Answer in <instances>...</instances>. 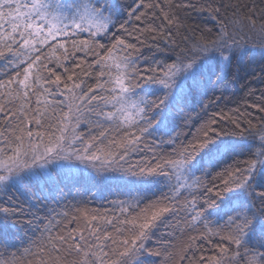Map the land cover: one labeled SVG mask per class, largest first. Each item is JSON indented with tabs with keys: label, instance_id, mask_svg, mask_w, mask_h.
Segmentation results:
<instances>
[{
	"label": "snow or ice",
	"instance_id": "6c2138e0",
	"mask_svg": "<svg viewBox=\"0 0 264 264\" xmlns=\"http://www.w3.org/2000/svg\"><path fill=\"white\" fill-rule=\"evenodd\" d=\"M242 64L264 84V0H0V264H264Z\"/></svg>",
	"mask_w": 264,
	"mask_h": 264
},
{
	"label": "trees",
	"instance_id": "16d2710c",
	"mask_svg": "<svg viewBox=\"0 0 264 264\" xmlns=\"http://www.w3.org/2000/svg\"><path fill=\"white\" fill-rule=\"evenodd\" d=\"M243 2L248 3L251 2V0H243ZM188 23L194 27L198 26L199 28H213L215 31L214 22L205 18L199 13H192ZM244 62L245 64L248 62L246 57L244 58ZM249 72L250 69H246L243 64L236 65L232 68V75L227 77L225 84L217 92V94L223 92L224 96L228 100L227 107H235L236 105L233 103V101L243 102L245 99V93L248 91V87L255 89L264 88V84H261L258 80L254 79L248 74ZM258 94L259 93L257 92V95ZM192 131H195V127L192 128ZM209 179L211 178L209 177Z\"/></svg>",
	"mask_w": 264,
	"mask_h": 264
}]
</instances>
